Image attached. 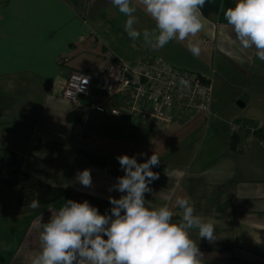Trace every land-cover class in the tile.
<instances>
[{"label":"crops","instance_id":"crops-1","mask_svg":"<svg viewBox=\"0 0 264 264\" xmlns=\"http://www.w3.org/2000/svg\"><path fill=\"white\" fill-rule=\"evenodd\" d=\"M131 3L137 8L134 27L153 29L138 0ZM125 20L111 0H2L0 148L13 152L24 172L67 190L69 199L87 200L101 214L111 208L109 196L122 195L108 191L124 175L116 157L145 153L137 156L142 163L154 152L160 163L152 171L159 178L145 194L149 206H169L176 222L182 213L175 200L187 198L195 214L215 226L213 241L190 232L201 264H264V61L254 48L241 47L229 25L211 18L203 16L202 30L189 37L203 41L199 57L187 41L158 50L142 36L133 41ZM156 57L219 81L221 105L212 99L210 119L178 112L160 130L122 112L125 99L108 97L97 83L76 103L61 97L71 73L96 75L108 59L134 66ZM73 111L80 122L66 120ZM233 121L259 132H233ZM84 169L91 170V188L76 182ZM14 187L0 185V264H31L40 251L41 223L58 209L17 207Z\"/></svg>","mask_w":264,"mask_h":264},{"label":"clouds","instance_id":"clouds-1","mask_svg":"<svg viewBox=\"0 0 264 264\" xmlns=\"http://www.w3.org/2000/svg\"><path fill=\"white\" fill-rule=\"evenodd\" d=\"M126 17L124 31L136 41L141 36L153 49H162L169 42L187 41L194 56L201 54L202 40H192L203 28L202 9L207 0H138L144 12L154 21V28L137 30V8L131 0H111ZM227 24L243 49L254 48L264 61V0H236L234 7L221 8ZM120 155L116 159L124 175L108 189L122 195L108 197L111 208L101 214L87 200L68 199L46 223H41L40 251L31 264H201L202 253L191 238L193 229L199 238L215 239V226L195 214L189 199L177 197L175 205L181 218L173 222V211L167 205L150 207L145 199L151 185L159 178L152 171L160 158L153 152L144 162L137 156ZM76 182L92 187L91 170L79 171ZM32 208L39 207L33 200ZM106 237V238H105Z\"/></svg>","mask_w":264,"mask_h":264},{"label":"built area","instance_id":"built-area-1","mask_svg":"<svg viewBox=\"0 0 264 264\" xmlns=\"http://www.w3.org/2000/svg\"><path fill=\"white\" fill-rule=\"evenodd\" d=\"M93 83H97L99 90L108 97L122 96L125 99L122 112L160 130L167 129L178 112H199L207 119L211 117L212 80L172 67L159 57L140 61L134 66L108 59L96 75L71 73L61 97L76 103L89 97ZM97 109L105 112L104 107ZM111 113L117 114V111L112 110ZM229 126L236 133L259 132L257 127L243 121H233ZM262 135L264 144V133Z\"/></svg>","mask_w":264,"mask_h":264},{"label":"trees","instance_id":"trees-1","mask_svg":"<svg viewBox=\"0 0 264 264\" xmlns=\"http://www.w3.org/2000/svg\"><path fill=\"white\" fill-rule=\"evenodd\" d=\"M236 0H207L202 15L227 24L221 8L234 7ZM228 25V24H227ZM70 123L80 122L77 112L67 114ZM0 185L17 187L15 204L17 207H29L33 200L39 206H51L59 209L69 199L65 189L54 187L23 171L19 158L11 151L0 148Z\"/></svg>","mask_w":264,"mask_h":264},{"label":"rangeland","instance_id":"rangeland-1","mask_svg":"<svg viewBox=\"0 0 264 264\" xmlns=\"http://www.w3.org/2000/svg\"><path fill=\"white\" fill-rule=\"evenodd\" d=\"M212 20H214L213 18H211ZM209 79L210 80H212L213 81V84H212V86H213V92H214V94H213V96H212V99H213V101H214V105H215V102L218 100L219 102L221 101V98H220V95H221V91H220V89H219V85H218V83H219V81L217 82V79H215V77H213V75L211 74L210 75V77H209ZM214 79V80H213ZM220 105H221V102H220ZM9 187H12V186H9ZM10 189H15V190H17V188H10ZM16 196V195H15ZM5 201L6 202H11L12 204H14V201H15V197H14V201L11 199V197L10 196H5Z\"/></svg>","mask_w":264,"mask_h":264}]
</instances>
